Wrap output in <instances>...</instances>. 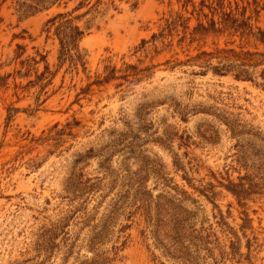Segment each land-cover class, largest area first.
Masks as SVG:
<instances>
[{"label":"rangeland","instance_id":"rangeland-1","mask_svg":"<svg viewBox=\"0 0 264 264\" xmlns=\"http://www.w3.org/2000/svg\"><path fill=\"white\" fill-rule=\"evenodd\" d=\"M202 1L264 31V0H0V264H264V44L192 36Z\"/></svg>","mask_w":264,"mask_h":264},{"label":"trees","instance_id":"trees-1","mask_svg":"<svg viewBox=\"0 0 264 264\" xmlns=\"http://www.w3.org/2000/svg\"><path fill=\"white\" fill-rule=\"evenodd\" d=\"M204 7L208 8L209 13H204ZM238 8L239 6L237 4L236 9ZM244 11L240 14V16H242V19H240L239 17H236L237 13H235L233 9L230 8V10H226L224 3L222 1H218V2L212 1L210 4H206L204 1H202L200 8L199 9L194 8L193 13L197 12L199 18L201 16L208 18L207 23L200 22L190 34L192 36L196 34L208 35L211 33L216 35V34H223L226 31H231V30H233L234 32L241 31L242 37L253 34L258 41L264 44V31L259 29L257 33H252L251 32L252 28H250L251 26L248 22V20H251V17L244 18L245 16ZM189 20L190 19L188 18L186 19L184 15L181 13H175L171 15L169 18L165 20V24L162 30L160 31V33H154L150 41L143 40L141 47L145 48L148 42H151L155 48V52L158 54L159 52L157 51L156 42L161 43L163 47L172 46L173 36L174 34L179 35L180 28L183 33V36L181 37V39H179V42L185 40L187 35V30L189 28L188 27ZM75 29L78 30L77 27ZM77 33L81 34L80 31H77ZM168 38L171 39L166 44L165 41ZM218 53H226L227 55L222 57L221 61H219V65L214 67H210V65H208L210 59L202 58L203 56L209 55V53H202L201 55L196 56L192 60L195 61L203 60L202 64H204L206 68H211V71L214 75L227 76L229 74H232L237 80H252L250 77L251 74L248 71V67L250 66L255 67L259 65V63H251L253 60V54L248 52L247 53L239 52L235 54L234 50H228V51L221 50L218 51ZM231 53L235 57H231V55H229ZM261 55L264 56V54ZM130 68L136 69V67H130ZM174 68L175 66L170 67L169 69H174ZM262 75L264 77V71L262 72ZM249 188L243 182H239V183L231 182L230 186L228 187V190H230L239 200H241L244 199L246 195H248V193L250 192Z\"/></svg>","mask_w":264,"mask_h":264}]
</instances>
